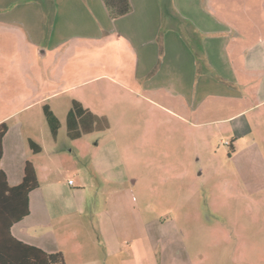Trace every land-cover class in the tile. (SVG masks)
Instances as JSON below:
<instances>
[{"label":"rangeland","instance_id":"obj_1","mask_svg":"<svg viewBox=\"0 0 264 264\" xmlns=\"http://www.w3.org/2000/svg\"><path fill=\"white\" fill-rule=\"evenodd\" d=\"M244 6L261 7L264 19V0H213L212 7H227L216 14L235 21L236 8ZM162 9L160 38L173 30L170 8ZM192 43L201 49L199 41ZM12 48L16 50L12 42L0 45L6 69L13 67L14 58L17 67ZM197 62L200 92L203 76L216 80L217 75L206 73L203 58ZM79 69L75 77L68 70L67 85L88 81L21 110L8 125L20 122L21 135L41 147L35 152L26 145L27 162L45 196L67 199L79 189L84 197L116 200L95 211L102 229L106 212L114 222L117 251L109 264H173L180 259L185 264H264V169L257 162L255 171L238 169V158H229L227 128L193 125L172 86L173 93L141 90L132 81V59L119 41L110 42L103 53L86 51ZM74 100L104 117L108 127L70 138L67 113ZM256 134L264 141V128ZM82 156L92 162L83 164ZM89 216L85 213L82 220Z\"/></svg>","mask_w":264,"mask_h":264},{"label":"crops","instance_id":"obj_2","mask_svg":"<svg viewBox=\"0 0 264 264\" xmlns=\"http://www.w3.org/2000/svg\"><path fill=\"white\" fill-rule=\"evenodd\" d=\"M128 1L130 12L112 18L103 0H0V45L12 42L16 46L12 51L17 55V67L14 58L13 67L6 69L0 54V124L8 126L0 168L10 187L22 181L29 161L26 145L30 148L31 138L21 135L20 122L12 126L8 123L32 104L88 81L67 85L64 77L69 69L72 77L77 76V71L79 74L86 51L103 53L110 48V42L118 41L132 59V81L139 83L141 90L177 91L173 94L194 120L193 125L227 128L231 137L229 158H238L239 170L255 171L256 162L258 168L264 169V141L256 134L264 128L261 7H237L236 20L228 21L216 14L227 7L215 9L213 0ZM162 7L170 8L168 24L173 30L160 38V28L165 23ZM193 39L200 42L201 49L194 43L189 45ZM200 56L206 73L215 72L217 79L205 74L198 92L196 71ZM24 66L32 70L22 69ZM156 66L157 72L150 77ZM22 100L24 105L20 107ZM32 142L35 143L33 139ZM89 159L80 157L86 165L92 162ZM82 192L77 189V195L63 199L45 196L38 187L28 196V215L12 226V236L46 253L61 252L64 264H109L108 259L117 251L112 242L114 222L111 213L106 212L102 229L95 211L101 204L116 200L108 197L102 202L99 197L78 195ZM85 213L90 220H82ZM72 214H77L79 220H63ZM53 223H57V229ZM156 264L165 263L160 260ZM173 264L185 262L180 259Z\"/></svg>","mask_w":264,"mask_h":264},{"label":"trees","instance_id":"obj_3","mask_svg":"<svg viewBox=\"0 0 264 264\" xmlns=\"http://www.w3.org/2000/svg\"><path fill=\"white\" fill-rule=\"evenodd\" d=\"M103 2L112 18L124 16L131 9L128 0ZM67 116V132L72 139L78 138L81 133L101 131L108 127L104 117L92 114L76 101H73ZM7 131V124L1 123L0 161L3 155L2 142ZM29 146L35 152L40 150L32 141H29ZM38 186L34 168L29 162L25 164L22 181L13 187L8 185L6 174L0 168V264H64L61 252L46 253L40 248L17 240L11 234L12 226L28 215V196Z\"/></svg>","mask_w":264,"mask_h":264}]
</instances>
